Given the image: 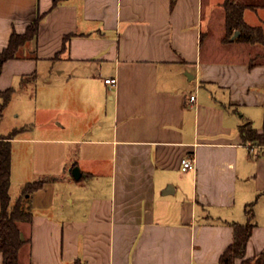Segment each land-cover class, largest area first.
Masks as SVG:
<instances>
[{
    "label": "crops",
    "instance_id": "crops-1",
    "mask_svg": "<svg viewBox=\"0 0 264 264\" xmlns=\"http://www.w3.org/2000/svg\"><path fill=\"white\" fill-rule=\"evenodd\" d=\"M256 1L263 6L243 20L264 29V0L247 4ZM224 3L0 0V53L42 15L36 38L0 64V92L53 85V117L71 112L55 128L71 136L25 140L35 155L75 147L71 170L81 173L68 213L54 217L52 183L66 160L53 159L60 169L49 181L32 179L46 174L41 167L16 178L12 140L11 203L42 183L26 197L31 221L18 225L19 264H219L248 208L255 227L235 263L263 251L264 146L243 141L241 127L264 133V47L255 52L259 44L239 34L225 41ZM183 158L195 169L182 171Z\"/></svg>",
    "mask_w": 264,
    "mask_h": 264
},
{
    "label": "trees",
    "instance_id": "trees-1",
    "mask_svg": "<svg viewBox=\"0 0 264 264\" xmlns=\"http://www.w3.org/2000/svg\"><path fill=\"white\" fill-rule=\"evenodd\" d=\"M171 1L173 4L176 0ZM55 2L57 0H54V4ZM224 7L226 9L227 28L225 41L230 42L234 33L239 31V35L235 38V41L253 45L259 44L264 47L263 27L247 25L243 20V11L246 8L256 9L257 6L254 3H236L233 0H225ZM41 20L42 15L39 14L28 26L25 33H12L8 46L0 53V64L18 57L19 49L27 42L36 38ZM13 92V88L0 92V121L4 108ZM18 132L19 130L14 131L8 136L0 137V252L3 256L2 264H19V251L24 242L20 237L18 225L20 222H30L32 219V212L26 197L42 185L41 182L26 184L23 188L22 196L14 204L11 203L9 193L11 183V150L12 140ZM241 132L243 141L264 146V133H258L252 128L250 123L242 125ZM246 212L248 214V221L246 223H234L232 225L233 240L220 256L219 264H236L235 260L237 258H244L248 240L255 227L252 210L248 208ZM241 264H264V249L256 258L247 259L242 261Z\"/></svg>",
    "mask_w": 264,
    "mask_h": 264
},
{
    "label": "rangeland",
    "instance_id": "rangeland-1",
    "mask_svg": "<svg viewBox=\"0 0 264 264\" xmlns=\"http://www.w3.org/2000/svg\"><path fill=\"white\" fill-rule=\"evenodd\" d=\"M244 2L248 3L249 0H244ZM254 4L258 8L260 6H263L262 2L258 1H256ZM262 12L264 13V11ZM251 48L255 49V52H257L258 48H263V46L255 45V47L251 46ZM248 51L252 52V50ZM262 55H264V49H262V53H260V56ZM53 90V85L46 86L44 82H41V80L32 85L26 86V88H24L23 90H19L17 88L9 104L4 110L3 118L0 122V135L8 136L15 130L23 128L25 124H28V130L18 132L15 136V140L13 141V160L16 178L19 177V179H23V174L25 172L29 173L30 175L33 171V168L40 169L41 167L42 169L47 171L46 174L35 176L32 179L34 181L41 182L49 181V177H54V175H50L48 171L50 170L54 171L53 173H57L60 169L58 162L54 163L53 159L57 158V160H66V162H63L61 172L55 175L56 183H52L55 192L60 193L58 202L59 204L56 205V207L58 206L59 208L57 207L56 210H53L50 213L54 217H64V214L68 213L69 208L67 197L69 194L76 191L75 186L77 183L73 180L71 167L74 163L72 159L76 154H78L77 149H75V147L73 146H67L66 149L62 150L61 152H57L58 150L53 148L52 146H46L42 151L36 152L38 153V156L32 153V150L29 147L31 145L28 143V141L25 140L28 138L32 139L36 137L53 138L55 135H57L56 137L71 136L68 131L55 128V124L60 120L67 123L70 119L69 117H67L68 113L71 114V112L68 108H66V112L60 113L61 119L59 118V120H55V118L53 117ZM59 96H63L62 92ZM58 100L60 99L57 98V101ZM66 106L67 104L64 105V107ZM89 121L90 119H88V125L91 124V122ZM92 126L95 127L93 122L91 127H88V129L92 128ZM89 136L90 135H88V137ZM80 164L84 165L82 164V162ZM21 175H23L22 178H20ZM18 182L19 181L17 180V183H14V186L12 187L13 189L11 191V195L13 200L15 197L20 195L21 186L20 182ZM60 206L63 208H60Z\"/></svg>",
    "mask_w": 264,
    "mask_h": 264
},
{
    "label": "built area",
    "instance_id": "built-area-1",
    "mask_svg": "<svg viewBox=\"0 0 264 264\" xmlns=\"http://www.w3.org/2000/svg\"><path fill=\"white\" fill-rule=\"evenodd\" d=\"M105 83L107 84H116L117 80L115 78H108L105 80ZM195 96L190 97V101L194 102ZM181 169L182 171H190L195 169V161L194 158H183L181 160Z\"/></svg>",
    "mask_w": 264,
    "mask_h": 264
},
{
    "label": "water",
    "instance_id": "water-1",
    "mask_svg": "<svg viewBox=\"0 0 264 264\" xmlns=\"http://www.w3.org/2000/svg\"><path fill=\"white\" fill-rule=\"evenodd\" d=\"M238 34H239V31H236L235 34H234V37L237 36ZM234 37H233V38H234ZM233 38H232V39H233ZM72 175H73V177H74L75 179H79V178H80L81 173H80V170H79L78 167L73 168V170H72Z\"/></svg>",
    "mask_w": 264,
    "mask_h": 264
}]
</instances>
